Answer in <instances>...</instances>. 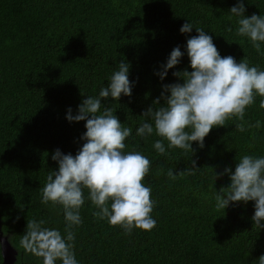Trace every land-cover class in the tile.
Returning <instances> with one entry per match:
<instances>
[{"label":"trees","instance_id":"16d2710c","mask_svg":"<svg viewBox=\"0 0 264 264\" xmlns=\"http://www.w3.org/2000/svg\"><path fill=\"white\" fill-rule=\"evenodd\" d=\"M236 3L0 0V234L15 251V264H42L41 257L20 246L28 220H43L42 227L65 234L62 205L42 203L47 176L58 170L51 156L57 148L75 155L82 146L85 121L69 122L67 109L75 114L87 95H98L120 61L130 65L129 78L136 82L132 95L102 103L133 129L125 151H140L151 162L142 182L151 188L157 223L150 231L126 233L94 215L96 207L84 189L82 224L72 229L79 264H257L264 254V228L252 220L254 201L217 208V192L229 187L230 178L215 179V172L234 171L243 155L264 156V96H255L243 120L232 116L213 127L203 148L193 142V152L168 149L164 140L167 151L160 154L153 143L161 137L154 133L144 140L135 134L140 115L160 97L162 85L183 83L173 72L192 71L185 46L198 33L195 28L180 32L188 20L212 36L222 56L237 62L246 58L264 70V43L257 50L238 34L237 19L229 12ZM244 3L247 16L264 15V0ZM176 46L185 55L161 80L157 72ZM192 160L199 168H192ZM170 170L177 173L175 180ZM0 264H5L1 242Z\"/></svg>","mask_w":264,"mask_h":264},{"label":"clouds","instance_id":"9594fccd","mask_svg":"<svg viewBox=\"0 0 264 264\" xmlns=\"http://www.w3.org/2000/svg\"><path fill=\"white\" fill-rule=\"evenodd\" d=\"M229 12L237 19L238 34L248 37L259 50L264 43V15L247 16L244 0H237ZM193 28L198 35L190 36L185 46L192 71L173 72L183 83L163 84L160 97L140 115L143 119L135 130L136 136L144 140L154 133L161 137L153 143L160 154L167 151L164 140L168 141V149L178 147L193 152V142L203 148L213 127L225 125L232 116L243 120L255 96H264V70L250 66L246 58L237 62L231 55L222 56L212 36L189 20L180 32L188 34ZM185 51L180 46L173 48L157 72L161 80L169 69L180 64ZM129 77V63L120 61L118 70L98 95H87L75 114L71 107L67 109L69 122L85 121L86 131L80 137L83 144L75 155L64 154L59 148L53 152L51 158L57 162L58 170L51 171L42 188V203L62 205L65 234L57 228L42 227L45 221L33 219L27 221L20 239V246L41 257L42 264H56L57 260L61 264H79L72 229L82 224L84 189H88V199L96 207L94 215L110 225H119L126 233L134 228L150 231L157 223L152 216L155 201L151 199V188L142 182L151 162L140 151H125L133 129L123 126L114 110L102 103L109 98L119 101L122 95L131 97L136 82ZM260 107L264 108V99ZM237 128L244 131L242 124ZM191 164L193 169L199 168L195 160ZM224 174L229 176L230 185L217 192V208L225 210L234 202L254 201L252 220L264 228V156L243 155L234 171L226 167L223 172H215V179ZM168 175L172 180L177 177L171 170ZM256 261L264 264V254Z\"/></svg>","mask_w":264,"mask_h":264},{"label":"rangeland","instance_id":"374dc122","mask_svg":"<svg viewBox=\"0 0 264 264\" xmlns=\"http://www.w3.org/2000/svg\"><path fill=\"white\" fill-rule=\"evenodd\" d=\"M0 242H1L5 252H7L10 257H11V254L13 255L12 257L16 256V255H14V250H13L11 244L9 243L8 239L5 236H3L2 234H0Z\"/></svg>","mask_w":264,"mask_h":264},{"label":"water","instance_id":"95a60500","mask_svg":"<svg viewBox=\"0 0 264 264\" xmlns=\"http://www.w3.org/2000/svg\"><path fill=\"white\" fill-rule=\"evenodd\" d=\"M2 248H3V246H2ZM9 253H10V252H9ZM14 255H15V251H14ZM3 256H4V262H5V263H8L13 255L11 254V257H10V256L8 255V253L5 252V250H4V248H3Z\"/></svg>","mask_w":264,"mask_h":264},{"label":"flooded vegetation","instance_id":"af4514ba","mask_svg":"<svg viewBox=\"0 0 264 264\" xmlns=\"http://www.w3.org/2000/svg\"><path fill=\"white\" fill-rule=\"evenodd\" d=\"M15 261H17L16 260V257H11V259H10V261L8 262V263H5V264H15Z\"/></svg>","mask_w":264,"mask_h":264}]
</instances>
